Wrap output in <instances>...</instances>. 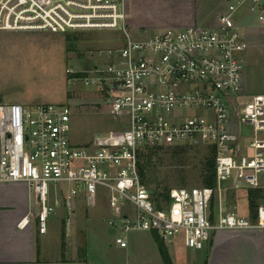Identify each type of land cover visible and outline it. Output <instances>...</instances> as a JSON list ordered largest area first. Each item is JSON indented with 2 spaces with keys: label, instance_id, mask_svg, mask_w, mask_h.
Returning a JSON list of instances; mask_svg holds the SVG:
<instances>
[{
  "label": "built area",
  "instance_id": "obj_1",
  "mask_svg": "<svg viewBox=\"0 0 264 264\" xmlns=\"http://www.w3.org/2000/svg\"><path fill=\"white\" fill-rule=\"evenodd\" d=\"M127 2L0 0V32L120 35L119 45L93 54L92 67L66 74L70 84L96 87L123 127L75 145L68 106L0 104V185L28 186L41 235L58 210L95 209L100 199L121 249L132 234L202 251L221 232H264V94L243 96L250 43L237 16L246 10L264 36V0H227L213 26L140 38L127 30ZM175 147L209 149L216 188L175 189L168 202L157 200L140 176V156ZM225 185L261 191L254 217L215 210Z\"/></svg>",
  "mask_w": 264,
  "mask_h": 264
},
{
  "label": "rangeland",
  "instance_id": "obj_2",
  "mask_svg": "<svg viewBox=\"0 0 264 264\" xmlns=\"http://www.w3.org/2000/svg\"><path fill=\"white\" fill-rule=\"evenodd\" d=\"M227 7V0H128L127 30L135 38H140L143 34L158 35L167 29H184L192 24L210 27ZM237 16L250 43L243 77V96L248 99L264 94L263 27L252 25V16L246 10ZM120 39L118 33L110 31L69 34L0 32V104L68 106L73 113L71 141L75 145H86L96 136L123 129L122 121L111 117L96 87L70 84V76L66 74L67 69L77 71L92 67L95 64L93 54L119 45ZM209 159L210 150L204 147H188L181 153L165 148L153 154L147 171V187L154 197L175 189L203 188L204 169ZM247 191L238 185L222 186L215 198V210L224 214H250ZM86 205L81 204L79 207L84 209L79 211L76 208L74 213L60 209L51 217V222H55L53 227L63 230L61 238L65 233L64 242H67L69 227L67 217L73 216L75 225H79L74 234L77 245L86 250L91 264H144L147 254H144L143 246L136 244L134 234L129 237V243L136 245L132 258L127 261L122 257V251L115 245L118 231L107 223L110 211L107 202L100 199L95 209ZM92 216L96 220L87 221L85 231V221ZM217 235L210 247L202 251L187 250L180 243L176 247H180L187 264H223L227 259L223 252L227 255V251L222 250V242L226 239L221 241L222 237H218L215 241ZM240 243L236 239L225 244L231 248L228 264H264V238L251 241L247 250ZM172 248H175L174 243Z\"/></svg>",
  "mask_w": 264,
  "mask_h": 264
},
{
  "label": "crops",
  "instance_id": "obj_3",
  "mask_svg": "<svg viewBox=\"0 0 264 264\" xmlns=\"http://www.w3.org/2000/svg\"><path fill=\"white\" fill-rule=\"evenodd\" d=\"M193 26L196 25L192 24L186 28ZM79 206H81V204L76 207L79 211L84 209ZM33 211L34 198L30 194L27 185H0V264H91L86 250L81 249V246L78 247L77 245L78 241L75 239L74 234L77 232L79 225H75L73 216L67 217L70 228L68 227L67 229V242H65V248H63V239L60 236V232L63 230L59 231L55 229L53 227L55 222H51L50 218L47 233L41 235L39 233L38 224L34 220L35 211ZM108 213L109 217L107 220L111 217V212L108 211ZM90 215L96 214L91 213ZM90 219L96 220L94 216L87 219L84 224L85 231L87 221ZM22 222V226L25 225L24 228L20 227ZM134 235L136 236L134 237L136 244L143 246L144 254H147L144 256V264H166L160 253V243L165 248L168 256L169 261L167 264H187L181 254L180 247H176V244L179 243L185 247L183 241L176 240L164 243L156 234L144 233ZM218 237H222L221 241L226 239V242H222V250L226 249L227 251V255L223 252L224 256L227 258L226 262L223 264H228V255L231 248L225 246V244L239 239L241 242L240 244L247 250L251 241H254L256 238H264V232H221L217 235L215 241ZM85 238H87L86 234ZM137 239L139 241H137ZM212 242H214V238ZM173 243L175 248H172ZM134 247H136V245H133L132 242L129 243L127 249H121L119 247L123 254L122 257L127 261H130L132 258L131 255ZM151 257H155V259L153 260Z\"/></svg>",
  "mask_w": 264,
  "mask_h": 264
},
{
  "label": "trees",
  "instance_id": "obj_4",
  "mask_svg": "<svg viewBox=\"0 0 264 264\" xmlns=\"http://www.w3.org/2000/svg\"><path fill=\"white\" fill-rule=\"evenodd\" d=\"M187 148L188 147H175V148H168V149L181 153V152H184ZM163 150H165V148H154V149H148L142 152L140 156L141 162H140L139 170H140V176L144 184L146 185L148 184L147 171L149 167H151L153 154L157 152L159 153ZM204 174H206V176L204 177L203 188H209V189L216 188L217 183H216V174H215V163H214L212 154H211V159H209L205 165ZM246 194H247V201H248V211L250 215L254 217L259 205L263 201V196L261 194V191H258V190H249L247 191ZM156 197H157V200L168 202L169 201V191L166 194L159 193ZM213 206H214V203L212 207ZM62 239H63V248H65V242H64L65 233L62 234ZM159 249H160V253L165 263L167 264L169 259L165 251V248L163 247L161 243L159 245ZM205 264H208V263L205 262Z\"/></svg>",
  "mask_w": 264,
  "mask_h": 264
}]
</instances>
